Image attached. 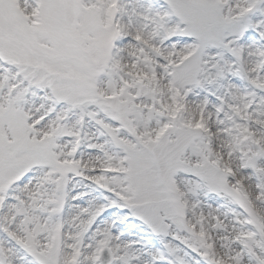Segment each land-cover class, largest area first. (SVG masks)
<instances>
[{"label": "snow or ice", "instance_id": "6c2138e0", "mask_svg": "<svg viewBox=\"0 0 264 264\" xmlns=\"http://www.w3.org/2000/svg\"><path fill=\"white\" fill-rule=\"evenodd\" d=\"M0 264H264V0H0Z\"/></svg>", "mask_w": 264, "mask_h": 264}]
</instances>
